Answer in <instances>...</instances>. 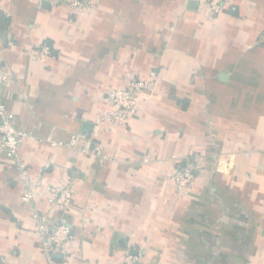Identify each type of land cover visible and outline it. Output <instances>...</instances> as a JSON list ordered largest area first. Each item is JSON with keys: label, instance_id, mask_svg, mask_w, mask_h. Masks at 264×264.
Returning a JSON list of instances; mask_svg holds the SVG:
<instances>
[{"label": "crops", "instance_id": "0c3cea01", "mask_svg": "<svg viewBox=\"0 0 264 264\" xmlns=\"http://www.w3.org/2000/svg\"><path fill=\"white\" fill-rule=\"evenodd\" d=\"M94 0L88 10L0 0L1 92L31 175L68 183L64 215L23 201L0 152V264H264V0ZM47 44L51 54L35 58ZM150 71L159 82L129 125L97 119L110 94ZM79 134L92 154L68 143ZM106 157V159H104ZM194 166L192 191L169 175ZM72 227L68 256L50 258L34 212Z\"/></svg>", "mask_w": 264, "mask_h": 264}, {"label": "built area", "instance_id": "2783aa9c", "mask_svg": "<svg viewBox=\"0 0 264 264\" xmlns=\"http://www.w3.org/2000/svg\"><path fill=\"white\" fill-rule=\"evenodd\" d=\"M51 5L66 4L73 9L88 10L94 5V0H45ZM232 0H207L204 8L208 14L216 16L221 14ZM264 46V36L260 40ZM51 54L49 45H42L34 54L35 58L45 59ZM159 82V74L150 71L144 76L131 79L125 88H118L110 94V106L97 119V123L109 122L118 125H129L132 123L139 111L140 102L149 92H153ZM10 76L0 73V152L10 161L18 172L20 182L25 187L23 201L30 203L37 197H42L49 204L56 205L65 215L72 205L74 191L65 182H48L43 177H33L24 162L21 150L26 140L36 139L33 132L21 130L16 124V118L10 113L4 104L1 92L9 87ZM90 141L83 139L79 134L71 137L68 143L51 140L52 145H68L83 153L92 154ZM106 159V157L104 158ZM197 177V168L194 166H180L170 175L169 180L177 194H186L194 188ZM34 219L43 246L50 258L53 255L68 256L72 242V227L66 217L60 222L51 224L46 215L34 212ZM143 252L137 254L127 253L121 264H144L142 262Z\"/></svg>", "mask_w": 264, "mask_h": 264}, {"label": "water", "instance_id": "95a60500", "mask_svg": "<svg viewBox=\"0 0 264 264\" xmlns=\"http://www.w3.org/2000/svg\"><path fill=\"white\" fill-rule=\"evenodd\" d=\"M56 257H61L60 255H55Z\"/></svg>", "mask_w": 264, "mask_h": 264}]
</instances>
